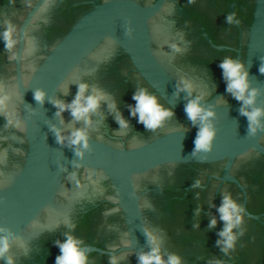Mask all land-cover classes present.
I'll return each mask as SVG.
<instances>
[{
	"label": "water",
	"instance_id": "1",
	"mask_svg": "<svg viewBox=\"0 0 264 264\" xmlns=\"http://www.w3.org/2000/svg\"><path fill=\"white\" fill-rule=\"evenodd\" d=\"M168 1L155 0L152 3L141 4L136 0H122L131 71L135 72L176 115L192 127L180 129V126L175 125L172 127L175 129H172L166 126L160 129V131L167 130L166 132L153 138L145 135L133 137L134 205L130 264H140L139 256L149 253L153 247L147 236L143 214L149 232L157 237V244L165 261L169 256L175 255L180 258L182 264L187 255L196 248L177 238L162 239L160 229L165 222L157 217L158 203L155 197L145 190L144 179L147 176L139 174L170 163H205L226 160L225 176H227L236 157L251 150L264 155V145L261 143L264 135V72L260 70L264 67V0H254L251 23L246 34L240 37V40L245 43L244 54L241 48L233 49L224 45H215L204 34L213 47L235 50L234 60L242 63L244 70L248 73V92L254 89L256 96L251 105H244L243 101L232 105L221 104L233 96L227 87H223L210 99H202L200 103L203 108L214 113L208 118L207 123L213 126L215 136L211 142V149L199 152L195 151V140L201 122L198 119L194 123L188 117L185 107L189 101L197 97L193 92L206 96L214 89L215 84L204 68L180 56L193 43L191 41L193 33L187 31L191 25L178 26L177 24L175 26L174 22L164 20L163 14L154 18ZM180 1L185 5L190 2V0ZM164 12L172 17L175 12L174 5L168 3ZM173 26H175L174 29H172ZM217 73L219 79L226 80L221 67ZM184 81L192 85L191 94L183 89ZM245 95L247 96V92ZM242 107H246L248 111L261 109L262 115L258 118L260 125L256 132H250V122L248 117L241 113Z\"/></svg>",
	"mask_w": 264,
	"mask_h": 264
},
{
	"label": "flooded vegetation",
	"instance_id": "2",
	"mask_svg": "<svg viewBox=\"0 0 264 264\" xmlns=\"http://www.w3.org/2000/svg\"><path fill=\"white\" fill-rule=\"evenodd\" d=\"M136 1L148 4L155 0ZM168 3L175 7L172 17L164 12ZM253 6L254 0H190L186 5L180 0H169L154 16L155 18L163 14L164 20L174 22L175 26L191 25L187 31L193 33L191 39L193 43L180 56L204 68L215 84L208 95L193 92L196 96L210 99L216 91L227 87L228 81L219 79L217 71L224 59H235L236 56L235 50L213 47L204 34L215 45L241 48L244 54L245 43L240 37L246 34L251 23ZM234 14L236 19L229 21L228 17ZM129 67L132 106L136 105L133 95L140 89H147L149 93L158 97L164 107L171 109L135 72L131 71L130 61ZM240 102L241 100H237L233 95L221 104L232 105ZM172 112L173 116L167 118L156 129L147 128L144 123L139 122L138 114L133 115V137L145 135L153 138L166 132L167 130L160 131L166 126L192 128L173 110ZM261 143L264 145V135ZM225 166L226 160L205 163L180 162L160 165L139 174L147 176L144 179L145 190L155 197L158 203L157 217L166 223H163L160 229L162 239L177 238L196 247L182 264H264V155L251 150L236 157L227 176ZM227 194H230L244 211L241 224L233 228V234L236 235L234 247L224 251L225 238L219 233L224 229L226 222L220 219L221 213L218 209ZM143 219L148 233L144 214ZM213 219H216L217 223L210 227ZM218 241L221 243H217Z\"/></svg>",
	"mask_w": 264,
	"mask_h": 264
},
{
	"label": "clouds",
	"instance_id": "3",
	"mask_svg": "<svg viewBox=\"0 0 264 264\" xmlns=\"http://www.w3.org/2000/svg\"><path fill=\"white\" fill-rule=\"evenodd\" d=\"M229 21L236 19L235 14L228 17ZM3 39L5 45L8 49H11L15 40L12 36V30H6L3 33ZM220 67L223 69V76L228 81L227 90L231 92L237 100L243 101L244 105H251L256 96V90L248 92L249 82L248 73L244 70V65L232 58L224 59ZM264 72V67L260 69ZM88 85L81 83L79 85L78 92L75 99L70 104H65L62 101H54L55 105L59 109L57 115H60L65 109L71 111V115L76 120H84L85 124L91 123L89 114L96 111L100 103L105 99V96L96 91L92 94L85 95L88 90ZM183 89L187 90L189 94L192 91V85L184 81ZM247 92V96L245 93ZM37 101L43 102L45 93L43 91L37 90L34 94ZM133 99L136 101L135 107L132 109V115H139V122L144 123V125L149 129H156L161 126L162 123L169 117L173 116L171 109L164 107L160 102L158 97L148 92L147 89H140L134 95ZM203 99L202 96H197L195 99L189 101L185 107V111L188 117L195 123L198 119L201 122V127L197 133L195 140V151L199 152L201 150L209 151L211 149V142L214 139L215 131L210 123H207L209 117L213 116L214 113L211 110H205L201 105L200 101ZM9 97L7 95L0 96V112H3L8 106ZM110 108H115V104L111 103ZM241 113L248 117L250 122L249 128L250 132L254 133L257 127L260 125L259 117L262 115V111L259 108L248 111L246 107H242ZM117 119L121 128L128 127V121H126L119 114ZM18 123V122H17ZM8 124H12V120H8ZM57 139L63 142L65 137L60 134V130L56 129ZM69 143L72 145L81 144L84 148L88 147L87 133L84 129H77L71 133L69 137ZM77 155L82 156L83 153L77 149ZM79 184V181H77ZM199 183V181L197 182ZM218 211L221 213L220 219L225 221L224 229L219 233L220 236L224 237L223 244L225 245L224 251L229 248L234 247V241L236 240V235L233 234V228L241 224L243 220V207L238 205L231 197L227 194L223 198V202L219 207ZM217 223L216 219H213L210 223V227L215 226ZM150 243L153 245L151 251L147 254H141L139 256L140 264H181L179 257L173 255L169 256L167 261H165L160 253V248L157 244V237L153 233H147ZM217 243H221L218 241ZM57 244L60 248L61 254L56 258V264H88L89 257L86 255L83 248L82 242L68 235L66 241L59 242ZM8 240L4 238L0 241V253L7 251ZM112 264H116V258H112Z\"/></svg>",
	"mask_w": 264,
	"mask_h": 264
}]
</instances>
